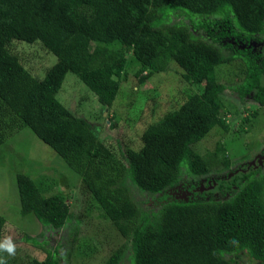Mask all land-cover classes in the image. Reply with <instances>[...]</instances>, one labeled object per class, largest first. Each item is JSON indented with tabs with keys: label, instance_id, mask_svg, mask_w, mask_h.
<instances>
[{
	"label": "trees",
	"instance_id": "trees-1",
	"mask_svg": "<svg viewBox=\"0 0 264 264\" xmlns=\"http://www.w3.org/2000/svg\"><path fill=\"white\" fill-rule=\"evenodd\" d=\"M170 14L188 18L196 34L182 19L171 23ZM225 38L233 44L223 45ZM14 42H40L56 63L35 78L10 51ZM253 42L264 43V0H0V146L14 130L29 128L50 147L79 177V192L130 240V264H234L224 256L242 252L264 264V174L238 179L224 200L168 202L158 218L136 227L139 208L129 194L131 187L160 194L176 186L182 173L207 174L192 147L213 129H228L218 116L226 89L217 78L221 67L238 60L241 82L229 88L240 98L252 94L264 107V60L249 56ZM116 45L140 65L139 83L173 62L201 90L148 126L141 146L120 157L56 99L70 72L100 106H111L126 66L113 53ZM16 184L21 215L32 214L54 230L67 225L63 198L47 194L53 185L24 174L16 175ZM3 224L0 216V239ZM121 257L118 249L108 264ZM31 264L56 263L48 253Z\"/></svg>",
	"mask_w": 264,
	"mask_h": 264
},
{
	"label": "rangeland",
	"instance_id": "rangeland-1",
	"mask_svg": "<svg viewBox=\"0 0 264 264\" xmlns=\"http://www.w3.org/2000/svg\"><path fill=\"white\" fill-rule=\"evenodd\" d=\"M182 16L170 14V22L182 19L193 30L188 18ZM226 43L233 44L232 38L222 40L223 45ZM237 47L244 49L245 44L237 43ZM249 47L254 49L248 50L249 56L260 52L264 60L263 42H253ZM112 50L114 55L125 59L126 66L117 79L119 90L111 106H100L95 96L70 72L66 74L56 99L73 116L85 120L96 138L120 157L127 148L136 150L141 146L140 137L148 126L201 90L184 80V72L173 62H170L169 70L155 73L139 83L135 75L140 65L135 62L132 52L119 45ZM10 51L35 78H42L46 70L56 63V57L48 53L40 42H14ZM243 68L238 60H234L221 67L217 75L218 80L226 85L220 94L218 116L228 129H213L192 147L207 164V174L188 176L182 173L176 186L160 194L141 193L129 188L131 200L139 208L135 227L144 225L147 217L158 218L168 202L224 200L235 190L239 178L256 172L259 157L264 153V107L253 101L252 94L240 98L229 88L241 82ZM148 72L144 71L141 76ZM262 79L264 81V73ZM220 148L223 152L219 151ZM221 157L228 163L224 164ZM17 174H24L41 185H53L47 194L60 195L69 210V222L64 228L54 230L39 223L32 214L21 215ZM79 188V177L29 128L12 132V136L0 146V216L4 219L0 242L11 237L16 245L15 257L0 252V256L7 259V264L43 261L48 253L56 264H108L118 249L122 251L118 264H130V240L123 238L101 216ZM224 258L234 264H260L245 252Z\"/></svg>",
	"mask_w": 264,
	"mask_h": 264
},
{
	"label": "clouds",
	"instance_id": "clouds-1",
	"mask_svg": "<svg viewBox=\"0 0 264 264\" xmlns=\"http://www.w3.org/2000/svg\"><path fill=\"white\" fill-rule=\"evenodd\" d=\"M0 252L7 253L8 257H15L16 245L11 237H6L2 242H0ZM0 264H7V259L0 256Z\"/></svg>",
	"mask_w": 264,
	"mask_h": 264
},
{
	"label": "flooded vegetation",
	"instance_id": "flooded-vegetation-1",
	"mask_svg": "<svg viewBox=\"0 0 264 264\" xmlns=\"http://www.w3.org/2000/svg\"><path fill=\"white\" fill-rule=\"evenodd\" d=\"M250 50H252V47H250ZM256 54H257L256 57H258V59L261 61L262 59L260 57V52H257ZM259 162H258L259 163V167L256 169V172H253L254 173L253 174L254 175V178H258L260 175H263L264 174V153L262 154V156L259 157ZM257 171H259V172H257ZM243 178H245V177H241L239 179L243 180ZM263 199H264V197H263Z\"/></svg>",
	"mask_w": 264,
	"mask_h": 264
}]
</instances>
